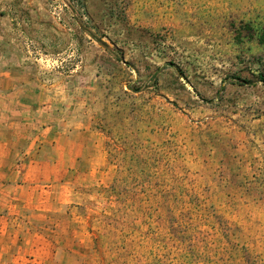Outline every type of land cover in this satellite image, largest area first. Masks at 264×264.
Returning <instances> with one entry per match:
<instances>
[{"label":"rangeland","instance_id":"1","mask_svg":"<svg viewBox=\"0 0 264 264\" xmlns=\"http://www.w3.org/2000/svg\"><path fill=\"white\" fill-rule=\"evenodd\" d=\"M263 42L264 0L0 3V118L80 264H264Z\"/></svg>","mask_w":264,"mask_h":264},{"label":"crops","instance_id":"2","mask_svg":"<svg viewBox=\"0 0 264 264\" xmlns=\"http://www.w3.org/2000/svg\"><path fill=\"white\" fill-rule=\"evenodd\" d=\"M0 55L7 62L0 66V103L20 107L24 104L23 92L33 82L24 81L29 73L8 60L9 54ZM13 91L17 92L15 99H8ZM0 119V264H80L74 258L78 247L73 231L57 222L69 200L47 190L51 187L48 176L44 180L39 175L31 178L32 170L40 164L37 157L26 159L24 148L18 146L23 136L21 122H10L8 110ZM59 186L65 187L62 183Z\"/></svg>","mask_w":264,"mask_h":264},{"label":"trees","instance_id":"3","mask_svg":"<svg viewBox=\"0 0 264 264\" xmlns=\"http://www.w3.org/2000/svg\"><path fill=\"white\" fill-rule=\"evenodd\" d=\"M7 0H0V3L1 2H6ZM2 15V14H1ZM264 43V42H263ZM263 82H264V78H263V80H262Z\"/></svg>","mask_w":264,"mask_h":264}]
</instances>
